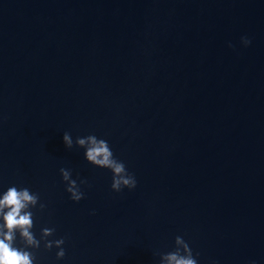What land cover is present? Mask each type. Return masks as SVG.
<instances>
[{"label":"water","instance_id":"obj_1","mask_svg":"<svg viewBox=\"0 0 264 264\" xmlns=\"http://www.w3.org/2000/svg\"><path fill=\"white\" fill-rule=\"evenodd\" d=\"M64 132L106 140L136 188L112 191ZM60 168L87 181L79 202ZM13 185L46 205L36 238H65L34 264H158L176 236L198 264H264V0H0Z\"/></svg>","mask_w":264,"mask_h":264},{"label":"clouds","instance_id":"obj_2","mask_svg":"<svg viewBox=\"0 0 264 264\" xmlns=\"http://www.w3.org/2000/svg\"><path fill=\"white\" fill-rule=\"evenodd\" d=\"M241 43L248 46L251 41L242 37ZM62 140L66 149H72L74 144L77 148L84 149V159L91 165L110 170L112 191L120 192L124 188L129 190L136 188L137 181L134 175L127 171L124 162L114 156L106 140L90 134L77 137L73 141L68 132L63 133ZM59 171L62 181L66 184L65 191L69 194V199L79 202L84 198L80 185L87 184V181L81 179L78 183L72 178L70 169L60 168ZM39 201L38 193L26 187L17 188L13 185L0 193V264H34L35 255L28 249L39 248L41 241L44 242L43 246L46 250L53 247L59 249L56 252L57 259L64 257L65 251L62 245L65 243V238L47 239L54 234V228H42L39 239L32 231L34 222L30 209L38 206V210L43 211L46 207ZM17 237L22 244L21 247L16 246ZM153 255L159 256L158 264H198L191 247L181 236L175 237L173 250L167 253H153Z\"/></svg>","mask_w":264,"mask_h":264}]
</instances>
